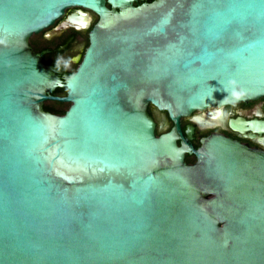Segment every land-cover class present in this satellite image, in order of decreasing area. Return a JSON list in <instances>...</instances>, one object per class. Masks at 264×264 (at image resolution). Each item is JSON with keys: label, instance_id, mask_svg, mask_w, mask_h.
Segmentation results:
<instances>
[{"label": "water", "instance_id": "obj_1", "mask_svg": "<svg viewBox=\"0 0 264 264\" xmlns=\"http://www.w3.org/2000/svg\"><path fill=\"white\" fill-rule=\"evenodd\" d=\"M138 1L0 0V264H264V152L181 122L264 96V0ZM69 9L61 79L29 39Z\"/></svg>", "mask_w": 264, "mask_h": 264}, {"label": "flooded vegetation", "instance_id": "obj_2", "mask_svg": "<svg viewBox=\"0 0 264 264\" xmlns=\"http://www.w3.org/2000/svg\"><path fill=\"white\" fill-rule=\"evenodd\" d=\"M152 1L154 0H139L135 5ZM73 11L75 9L66 10L65 15L54 25L32 35L29 39V46L32 50L41 56L45 65L53 67L61 79L76 71L89 44V30L98 20L95 14L90 13L92 21L89 28L79 30L74 27L62 28L67 15ZM57 89L52 95H66L65 88H61V92H57ZM69 105V103L48 100L43 103V109L52 114L63 115ZM157 113L159 120L155 115L153 119L157 125V132L160 133V122L166 123L169 127L172 124L165 112ZM192 116L199 118L200 125L204 126V129H201L198 123H194L192 117L182 118L181 122L184 130L193 126L191 143L196 149L201 146L202 139L212 135H222L250 149L264 152V96L247 102L206 108L194 112ZM185 161L188 164H194L196 158L193 155H185Z\"/></svg>", "mask_w": 264, "mask_h": 264}, {"label": "trees", "instance_id": "obj_3", "mask_svg": "<svg viewBox=\"0 0 264 264\" xmlns=\"http://www.w3.org/2000/svg\"><path fill=\"white\" fill-rule=\"evenodd\" d=\"M57 92H61L62 91V89L61 88H58L57 90H56ZM154 108L153 107H151V106H149L148 107V113H149V115L153 118V115H154ZM158 134H160L159 132H157Z\"/></svg>", "mask_w": 264, "mask_h": 264}]
</instances>
